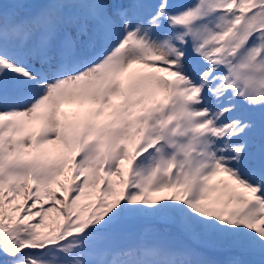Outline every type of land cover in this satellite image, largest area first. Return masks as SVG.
<instances>
[{
	"label": "snow or ice",
	"instance_id": "snow-or-ice-1",
	"mask_svg": "<svg viewBox=\"0 0 264 264\" xmlns=\"http://www.w3.org/2000/svg\"><path fill=\"white\" fill-rule=\"evenodd\" d=\"M0 264H264V0H0Z\"/></svg>",
	"mask_w": 264,
	"mask_h": 264
}]
</instances>
